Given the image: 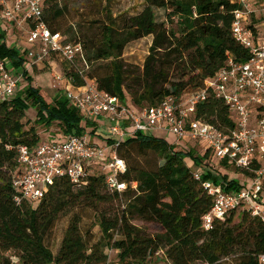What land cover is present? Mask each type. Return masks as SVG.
I'll return each instance as SVG.
<instances>
[{
  "label": "trees",
  "instance_id": "1",
  "mask_svg": "<svg viewBox=\"0 0 264 264\" xmlns=\"http://www.w3.org/2000/svg\"><path fill=\"white\" fill-rule=\"evenodd\" d=\"M141 1L137 13L118 22L109 16L102 22L100 37H81L75 25L63 28L66 6L59 0H44L43 19L51 31H59L65 42L82 46V55L73 62L60 61L54 53L44 62L58 60L59 73L73 87L94 80L99 89L116 96L119 102L140 109L165 98L176 102L186 99L189 95L184 92L202 87L229 54L249 58V50L231 33L233 11L241 7L235 0ZM155 8L164 10L165 22L156 21ZM168 22L174 26H168ZM249 28L256 31L254 24ZM149 35L152 42L142 67L126 64L121 59L124 47ZM0 57L9 60L16 74L22 73L26 81L19 83L12 96L0 98V264H108L107 250L116 253L118 264H150L153 255L163 264H260L264 225L248 212H242L236 224L231 213L215 221L210 230L202 226L211 198L204 193L194 176L196 170L187 165L185 156L193 157L198 166L204 158L210 159L208 152L196 155L193 148L176 149L153 134L136 133L118 142L117 155L126 164V172L121 175L127 183L124 191H109L104 174L96 171L80 186L65 176L58 177L38 201L17 204L11 181L18 172L20 146L34 148L41 143L43 133L48 137L42 142L83 134L97 135L106 142L113 140L106 130L100 131V122L85 116L65 96L46 101L40 88L32 85L31 77L21 70L26 50L7 46L4 34H0ZM99 60H110L108 72L92 66ZM30 103L37 108V115L34 125L26 128L25 109ZM195 116L218 127L234 126L227 105L214 97L198 103ZM146 152L154 153L160 164L150 168L140 165L137 156ZM224 165L218 160L216 168L199 166L201 180L217 181L212 172ZM221 179L237 184L226 174ZM112 201L118 203L116 211L98 215L101 236L97 241L91 243L90 237H85L80 215L75 212L57 252L51 251L45 238L60 217L83 206ZM150 226L155 229L151 231ZM159 251L161 254L156 255Z\"/></svg>",
  "mask_w": 264,
  "mask_h": 264
},
{
  "label": "built area",
  "instance_id": "2",
  "mask_svg": "<svg viewBox=\"0 0 264 264\" xmlns=\"http://www.w3.org/2000/svg\"><path fill=\"white\" fill-rule=\"evenodd\" d=\"M235 1L241 7L233 11L231 33L236 42L249 50V58L243 60L227 55L217 73L180 102L165 98L157 105L136 109L99 89L94 80L73 87L60 73L56 74L57 81L67 83L65 97L74 107L101 124L108 122L105 130L113 141L97 143L83 134L70 135L63 141H44L34 148L20 146L18 172L11 181L17 192L16 203L38 201L58 177L65 176L80 186L96 171L104 174L109 191L122 192L127 187L121 180L126 164L117 155L118 142L136 133L153 134L156 129H164L177 141L203 142L205 149L201 154L208 152L210 159L225 162L221 168L233 170L240 176L228 177L237 182L233 184L224 179L201 180V170L195 171V178L211 198V206L202 217L205 230L212 229L215 221L231 213L244 211L264 225V34L256 40V31L249 28L251 3ZM43 3L44 0H0L2 22L15 24L22 34L29 65L45 63L51 53L60 61L73 62L82 55L81 44L65 42L59 31H51L43 19ZM260 12L264 24V0H260ZM20 80L21 75L12 73L6 60L0 57V98L12 96ZM208 97L220 99L227 105L234 126L218 127L195 116L198 103ZM216 166L217 163L214 168ZM155 254L160 255L161 251ZM261 256L264 252L258 255L259 263L264 264Z\"/></svg>",
  "mask_w": 264,
  "mask_h": 264
},
{
  "label": "rangeland",
  "instance_id": "3",
  "mask_svg": "<svg viewBox=\"0 0 264 264\" xmlns=\"http://www.w3.org/2000/svg\"><path fill=\"white\" fill-rule=\"evenodd\" d=\"M61 5L66 6V16L62 20L63 21V28H67L71 24L75 25L78 30H80L81 37L84 36H96L100 37V27L99 25L102 22L107 21L109 16L116 19L117 22L120 21L123 17L127 15H132L137 13L142 8V1L141 0H59ZM155 17L157 22H165L166 13L162 9L155 8ZM168 26H174V23L167 24ZM8 29L10 31H8ZM1 30H3L5 34V40L8 42L9 46H14L19 50L23 51L24 46L17 47V41L20 39V33L14 28L13 25H8L4 22H1ZM152 42V36H146L140 39L130 41L123 49L121 59L126 63L136 67H142L145 57L148 54L149 46ZM20 43V42H19ZM110 60H99L94 63V67L99 68L102 73L108 72V65ZM6 63L11 69L12 73H16V69L13 65L6 59ZM26 65H29V61L25 60ZM59 64V61H57ZM31 67V71L29 76L31 77V83L34 86H39L40 92L43 94L46 101L50 102L52 99L53 90L49 89L47 85L52 84V77L50 75V70L48 68H44L41 71L34 70L35 67L29 65ZM47 71V72H46ZM45 72V73H44ZM174 78V73L171 74V80ZM26 81L20 80V84L23 85ZM42 85V86H40ZM62 91V90H60ZM192 89H187L184 94L190 95ZM65 96V91H63L60 96ZM37 115V108L32 105L31 103L25 109V127L28 128L34 125V120ZM37 129L42 130L43 127L40 125L35 126ZM108 127V122L100 124V131H104ZM156 136H159L170 143L174 144L176 149H189L193 148L196 152V155L201 152H204L205 145L203 142L197 140H181L179 142L176 141L175 136L170 132L165 133H155ZM48 137L47 133L42 134L41 142L43 138ZM54 139V138H53ZM58 139V138H57ZM56 141H59L57 140ZM64 138L61 139L63 141ZM89 141H94L97 143H102L103 139L97 135H88ZM138 162L140 165L145 167H152V164H160L159 158L151 152H146L144 155L137 156ZM185 161L187 165L194 170H199V166L203 164L207 165H216L217 159H207L204 158L202 164L195 165L193 157L190 155L185 156ZM8 172V168L6 169ZM226 174L228 177H240L238 174L234 173L233 170L226 169V168H219V171L215 170L212 172V176L216 179L220 180L221 175ZM118 207V203L116 201H112L109 203H98L93 204L90 206H83L77 208L76 210L72 211L69 214L63 215L59 218L56 222L53 229L48 233L45 238L46 244L49 246L51 251L55 254L60 246V242L64 236L65 230L68 226L70 221L71 215L73 213H78L80 215V227L85 235L86 238L90 237L91 243L97 241L100 236V230L98 225L96 224L98 215L101 212L108 211V213L116 211ZM232 217V223L236 224L239 223L242 219V213H234ZM140 224V222H136ZM154 226H150V230H154ZM108 255V264H118L117 263V255L115 252L106 251ZM150 264H163V262H156L155 255L150 257ZM200 264V263H199Z\"/></svg>",
  "mask_w": 264,
  "mask_h": 264
},
{
  "label": "crops",
  "instance_id": "4",
  "mask_svg": "<svg viewBox=\"0 0 264 264\" xmlns=\"http://www.w3.org/2000/svg\"><path fill=\"white\" fill-rule=\"evenodd\" d=\"M248 1L251 3V8L253 11L251 14V17H250V22L252 24H255V26H256V32L254 33V37L256 40H260L262 37V34H264V26H262L264 24H262V14L260 12V0H248ZM1 22H2V19H1V12H0V34H4L3 30H1ZM11 25H13L14 28L16 29L15 24H11ZM8 31H10V30L8 29ZM22 37L23 36L20 37V39L17 41L16 44H17V47L24 46V48H25L24 39H22ZM4 41L7 44V46H9L8 42L5 40V34H4ZM57 61L58 60L51 58V59H49V61L47 63H43V64L38 65V66H34L35 67L34 70H36L38 72L40 70H42V68H44L45 66H47V68L50 70V72H47V71L46 72L50 73V75L52 77V80H51L52 84L50 82V84L47 85V87L49 89L53 90V94H52L51 99H53L54 97L60 95L63 91H65L66 85H67V83L64 80L59 82L55 79L56 74L59 73V64L57 63ZM17 70H19V69H17ZM21 70L26 71V73L29 75V73L31 71V67H27L26 63L23 61ZM18 75H21V79L23 80L24 77H23L22 73H19ZM40 86H42V85H40ZM60 90H62V91H60ZM156 132L157 133H165L167 131L164 129H156V130H154L153 135H155ZM176 141H177V139H176ZM177 142H179V141H177Z\"/></svg>",
  "mask_w": 264,
  "mask_h": 264
},
{
  "label": "clouds",
  "instance_id": "5",
  "mask_svg": "<svg viewBox=\"0 0 264 264\" xmlns=\"http://www.w3.org/2000/svg\"><path fill=\"white\" fill-rule=\"evenodd\" d=\"M121 188H123V185H120ZM261 261L264 262V256H261Z\"/></svg>",
  "mask_w": 264,
  "mask_h": 264
}]
</instances>
